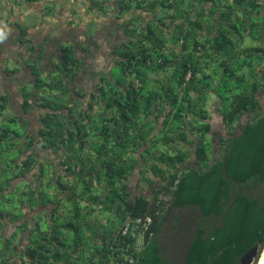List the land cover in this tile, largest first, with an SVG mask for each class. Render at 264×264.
Here are the masks:
<instances>
[{"label":"trees","instance_id":"1","mask_svg":"<svg viewBox=\"0 0 264 264\" xmlns=\"http://www.w3.org/2000/svg\"><path fill=\"white\" fill-rule=\"evenodd\" d=\"M226 1L216 24L201 14L171 36L123 39L113 50L118 78L100 73L87 102L72 85L85 65L74 44H60V63L47 73L44 50L29 49L33 87L23 85L16 105L24 118L7 113L9 96L0 97V264H70L73 255L82 264H239L264 246V195L248 189L264 192V0ZM179 8L173 16L185 20ZM213 96L225 125L216 153ZM35 108L44 111L31 118ZM186 207L200 217L174 263L160 234L170 213ZM146 216L138 248L122 227Z\"/></svg>","mask_w":264,"mask_h":264},{"label":"flooded vegetation","instance_id":"2","mask_svg":"<svg viewBox=\"0 0 264 264\" xmlns=\"http://www.w3.org/2000/svg\"><path fill=\"white\" fill-rule=\"evenodd\" d=\"M198 1L0 0V17L5 16L10 22L7 32L3 34L5 44L12 42L10 45L17 49H48L52 44L45 41L50 38L171 36L178 23L195 20L201 14L216 24L227 1ZM215 4L219 5V9L212 13ZM179 5V12L187 16L185 20L173 16L178 8L172 6ZM207 26L205 23L202 29H197L200 35H209L205 29ZM189 27L192 29L195 25ZM22 37L32 40L22 43L18 40ZM62 43L68 42L59 41L58 48ZM69 43L76 47L75 41Z\"/></svg>","mask_w":264,"mask_h":264},{"label":"rangeland","instance_id":"3","mask_svg":"<svg viewBox=\"0 0 264 264\" xmlns=\"http://www.w3.org/2000/svg\"><path fill=\"white\" fill-rule=\"evenodd\" d=\"M123 39L125 38L95 37V38H74V39H70V38H60V39L50 38L49 40L47 39L45 42L47 44H52L50 48L38 49V50H44V57L42 60L43 61L42 64L44 65V68H45L44 73L55 70L56 69L55 64L57 62L60 63L59 61H60L61 51L58 48V42L59 41L68 42V43H64V45H66V44H70L69 42L72 40L75 41L76 47L78 50V55L80 57L85 58V65L83 69L78 73V75L74 78L72 85L74 86L75 89H78L79 86H82L84 88V91L86 92V94L84 97H79V99L87 102L91 96L90 94L91 91L96 87L95 85L100 81V75H99L100 73H108L110 69L109 73L110 74L112 73V77L114 79L118 78L120 69L118 68L117 65L115 66L113 65L116 60V57L120 56V51L115 56L113 50L119 46L120 42ZM35 41L37 42L38 39H35ZM83 49H86V50L84 51ZM122 49H126V48L123 47ZM9 63L11 64L12 67L16 66L14 61H10ZM21 75L22 74H19L18 76H16L15 85H20L21 79L22 80L31 79L28 75L27 76L25 75L21 76ZM105 76H107V74ZM44 79L45 81L50 82L51 76L47 75L44 77ZM26 84H27L28 90L32 89L33 87L32 83L28 82ZM74 98H76V96H74ZM20 99H21L20 93L15 90L14 96L12 97V104H15V106L13 107V110H14V113L20 115L21 118L22 117L24 118V115L22 114V112H19L18 108L16 107ZM212 101H213V104L210 105L211 112L209 113H211L210 121L212 122V125H213V130H212V133H213L212 138H213V144H214L213 151L216 153L218 152L219 137L225 134V125L223 122V116L220 113L222 111L221 109H220V112L218 110V108L221 106L219 99H217V97L214 98L213 96ZM43 111L44 109H40V108L31 109L29 116H31V118H34L35 116L37 117ZM6 117H8V115H6ZM250 118H251L250 114H245L242 117L241 122L237 123V127H241L242 124H244ZM5 123L8 124L7 121ZM35 124L36 122L33 124L31 123L30 125L31 128L34 129ZM8 125L12 131L22 128L21 121L11 122ZM193 155L194 154H192L189 160L190 163L193 162ZM138 177H139V173L137 169L130 179V186L132 190L135 192L139 190V187L137 186ZM142 186H143L142 192H145L147 195L152 191L151 186H144L143 184ZM234 187L239 189L238 185H235ZM248 189L249 191L253 193L261 192L262 195H264L263 188H260L257 185H252L251 187H248ZM34 212H37V211H34ZM30 213L32 212L27 211V215H29ZM106 213L110 217H114V218L116 217L115 214L111 211H107ZM176 216L178 217L180 216L182 218V221L180 224L179 223L177 224ZM199 217H200V214L198 213V211H196L192 207H186L182 211L174 210L167 217L166 221L163 224L160 238L164 245L163 247L164 253L172 262L181 263L183 261L184 255H185V249H183L182 246H180L183 243L182 239L187 238L188 233L186 232L188 230H194L195 228L194 220L199 219ZM39 220L44 222L45 216L42 215V218L40 217ZM62 222H63V218H62ZM13 229H14V225L7 226L6 232H5L6 236H9L11 232L13 231ZM67 233H69V240H67L68 243H74L73 236L75 234L73 233V231L69 230ZM263 251H264V246L262 248L258 246V251L256 255L254 256L251 264H259ZM80 263L81 261H79L77 264H80Z\"/></svg>","mask_w":264,"mask_h":264},{"label":"crops","instance_id":"4","mask_svg":"<svg viewBox=\"0 0 264 264\" xmlns=\"http://www.w3.org/2000/svg\"><path fill=\"white\" fill-rule=\"evenodd\" d=\"M9 23L10 22L7 20V17H0V97L3 94L9 96V108L7 109V113L14 112V106L12 107V97L14 96L15 90L19 92L22 97L21 90L23 89V85L32 81L31 79H21V84L15 85L16 76L19 74L25 76L28 75L30 78L32 76L28 66V63L30 62V50L17 49L16 46L10 45L12 42H7L5 44L6 41L3 34L7 32ZM27 40H32V38H27ZM41 51L43 50H37V53H40ZM10 61H14L16 66L12 67L9 63ZM12 70H14V72H12ZM92 222H94V220H92ZM137 243V247L139 248V242L137 241ZM78 259L77 255H73L70 264H77L80 261ZM62 264L66 263L63 262ZM80 264H82V262Z\"/></svg>","mask_w":264,"mask_h":264},{"label":"built area","instance_id":"5","mask_svg":"<svg viewBox=\"0 0 264 264\" xmlns=\"http://www.w3.org/2000/svg\"><path fill=\"white\" fill-rule=\"evenodd\" d=\"M151 217L146 216L144 219L137 218V219H127L122 227V234H129L132 233V235H136L137 241L139 242V245H143L144 242V230H146L151 223ZM140 223L144 226V230H141L139 227ZM140 230V231H139ZM138 243H136V246ZM111 264H127L125 262L123 263H111Z\"/></svg>","mask_w":264,"mask_h":264},{"label":"water","instance_id":"6","mask_svg":"<svg viewBox=\"0 0 264 264\" xmlns=\"http://www.w3.org/2000/svg\"><path fill=\"white\" fill-rule=\"evenodd\" d=\"M257 251H258V246L253 247L250 251H248L245 255H243L240 258L239 264H251V262H252L254 256L256 255ZM259 264H264V251L261 255Z\"/></svg>","mask_w":264,"mask_h":264}]
</instances>
